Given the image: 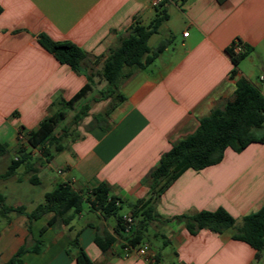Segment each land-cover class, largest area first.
<instances>
[{
    "label": "crops",
    "instance_id": "crops-1",
    "mask_svg": "<svg viewBox=\"0 0 264 264\" xmlns=\"http://www.w3.org/2000/svg\"><path fill=\"white\" fill-rule=\"evenodd\" d=\"M152 2L0 0V144L5 153H16L23 139L28 141L29 133L59 109L53 106L56 100H70L80 91L88 82L86 74L97 83L107 53L128 35L134 21L149 25L158 8L168 14L153 35H160L161 43L168 41L161 52L166 59L155 70L134 72L122 84L126 99L107 125L88 128L68 142L40 172V184L44 179L60 183L49 172L55 166L61 182L75 191L85 193L104 183L125 207L148 197L149 176L162 155L193 134L203 117L233 101L238 80L246 79L264 95V0H164L157 7ZM40 34L84 50L88 57L82 72L46 51L38 43ZM236 39L247 51L237 67L230 56ZM98 82L103 83L101 77ZM106 101H97L92 117L103 112ZM263 206L264 143L242 152L227 149L222 162L187 170L164 192L157 212L165 220L150 225L149 237H161L172 248V264H264V251L257 259L250 245L232 238V231L203 229L192 235L182 218L223 208L240 227L245 216ZM88 212L86 222L84 211L53 227L48 226L52 214L45 215L31 224V232L25 214H0V264L22 247L28 248L23 264H77L75 251L68 252L75 237L93 264H147L144 257L124 250L123 239L102 251L96 236L114 235L115 224ZM122 216L129 217L130 210ZM150 247V257L162 264V255Z\"/></svg>",
    "mask_w": 264,
    "mask_h": 264
},
{
    "label": "trees",
    "instance_id": "trees-1",
    "mask_svg": "<svg viewBox=\"0 0 264 264\" xmlns=\"http://www.w3.org/2000/svg\"><path fill=\"white\" fill-rule=\"evenodd\" d=\"M219 1L224 2L225 0ZM167 19L166 11L158 8L156 17L149 25L145 26L139 21H134L128 28V35L121 38L115 48L109 50L103 69L98 74L106 82V86L100 91L95 101L110 100V102L102 113L93 116V120L97 122L96 125H101L103 120L108 122L112 112L125 101L126 97L121 92L122 84L134 72L150 66L167 47L168 41H163L155 50H152L148 44L151 36L158 32L160 25ZM37 40L61 64L70 66L78 73L82 72V63L88 55L78 45L70 41H55L45 34H40ZM246 54L247 51L235 55L233 50H230L235 67L245 58ZM235 72L234 70L233 74ZM86 76L88 80L86 85L70 100L63 98L56 100L53 106H59V109L46 117L36 131L29 133L27 141L29 146L32 149L40 148L41 158L46 162H50L66 147L64 138H67V132L60 136L55 134L56 129L67 117L66 111L73 110L79 101L94 91L95 76L91 74H86ZM90 110L91 104H84L74 117L75 124L88 117ZM94 126L95 124H90V128ZM103 129L107 130V128ZM74 140L76 138L71 141ZM253 143H264V95L259 88L241 78L237 82L233 101L228 102L222 109H215L208 116L203 117L193 134L173 144L171 149L162 155L157 167L149 176L148 197L127 203L130 217L133 220L128 232V223L122 215H119L125 203L120 198L112 196L104 183L85 193H80L75 191L68 182H60L52 191L45 194V201L31 212H28L25 206L16 208L5 206L4 197L0 194V214L4 215L8 212L25 214L28 219V229L31 232V224L45 215L52 214L48 222L50 227L59 222L68 224L74 216L83 213L84 205H87L88 210L97 213L100 218L115 219L114 235L96 236V243L102 251H106L116 243L118 238L135 247L150 239L149 228L152 223L165 220L157 212L158 201L184 172L190 169L201 171L219 164L227 149L242 152ZM5 152L4 146L0 144V155ZM31 154L20 146L16 159L12 160L6 174L2 177L12 176L18 168L24 166L27 172L33 173L30 183L39 185L37 168ZM69 213L71 214L68 215ZM182 218L186 220L187 229L192 235L203 229L216 234L232 231L234 240L250 245L256 251L257 259L262 256L264 206L257 212L245 216L240 227L236 226V219L223 208L216 211H201L193 216ZM72 250L75 251L77 264H93L86 251L81 248L78 237L70 240L68 252ZM27 251L26 247L20 248L7 264H23L22 256ZM154 262L158 264V258Z\"/></svg>",
    "mask_w": 264,
    "mask_h": 264
},
{
    "label": "rangeland",
    "instance_id": "rangeland-1",
    "mask_svg": "<svg viewBox=\"0 0 264 264\" xmlns=\"http://www.w3.org/2000/svg\"><path fill=\"white\" fill-rule=\"evenodd\" d=\"M150 20L147 21L149 23ZM162 38L160 35H155L150 41L151 47H158L161 44ZM169 46V45H167ZM171 46V44H170ZM161 59H166L165 53H160V58L153 63V65L148 66V70H155L156 66L160 65ZM257 75V73H256ZM100 77H97V83L95 85V90L86 98L79 101L73 110H67L66 119L59 125L56 129L55 134L60 136L67 132V138H64V142H70L74 138L81 137L88 128H90V124H97L95 120H93L92 115L96 113L97 102L95 101L98 98L101 89L105 88L106 82L102 80L103 83L98 82ZM255 80V78H254ZM255 82V81H254ZM110 100L106 101V104L101 109V111L105 110V107L109 104ZM86 103L91 104L92 110L89 111L88 117L82 119L78 124L74 122V117L78 113L79 109ZM100 108V107H99ZM98 108V109H99ZM107 120H103L101 125H107ZM64 137V135L62 136ZM23 149L27 152L32 153L31 157L34 159L35 167L37 168V176L39 178L41 171H46L47 162L41 158L42 153L41 149H32L27 139H23V143L21 145ZM18 150V149H17ZM16 153H5L0 155V194L4 197V205L9 207H16L20 204L28 209L29 212L33 211L39 204L45 201V194L47 192L52 191L55 188V183H50L49 180L44 179L42 184L34 185L30 183V178L33 176L32 172H27L24 166L18 168L17 172L9 177H2L6 174L11 162L13 159L17 157ZM49 172L52 177L56 178V181L61 182V177L57 174V168L52 166L49 168ZM85 206L86 214H84V220L82 222H86L89 217L88 206ZM129 212V208L127 206L123 207L119 211V215H125ZM109 224L114 225L115 219H108ZM150 245H152L153 250L157 251L162 255V264H172L175 261L173 257V250L169 245L164 244L165 240L161 237L155 239L150 236V239L147 241ZM176 263V262H175Z\"/></svg>",
    "mask_w": 264,
    "mask_h": 264
},
{
    "label": "built area",
    "instance_id": "built-area-1",
    "mask_svg": "<svg viewBox=\"0 0 264 264\" xmlns=\"http://www.w3.org/2000/svg\"><path fill=\"white\" fill-rule=\"evenodd\" d=\"M164 2V0H153V5L155 7L161 5L162 3ZM185 35L187 36L188 33H185ZM232 50H233V53L235 55H240L242 53L245 52V49H244V45L243 43L239 40V39H236L232 45ZM260 81L264 82V73H262L260 75ZM125 221L128 223V230L127 232L129 231V229L131 228L132 224H133V220L132 218L129 216V217H124ZM125 243V247H124V250L127 252V253H132V252H135L136 254L142 256L145 258L146 260V263L147 264H156L153 259L150 257V244L147 243V242H144L140 245H137V246H132L131 244H129L127 241H124Z\"/></svg>",
    "mask_w": 264,
    "mask_h": 264
}]
</instances>
